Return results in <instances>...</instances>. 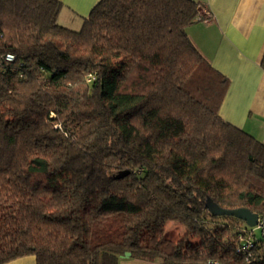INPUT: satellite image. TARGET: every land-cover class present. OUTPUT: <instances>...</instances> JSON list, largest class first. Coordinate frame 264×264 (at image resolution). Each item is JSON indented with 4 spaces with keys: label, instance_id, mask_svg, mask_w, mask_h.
I'll use <instances>...</instances> for the list:
<instances>
[{
    "label": "trees",
    "instance_id": "trees-1",
    "mask_svg": "<svg viewBox=\"0 0 264 264\" xmlns=\"http://www.w3.org/2000/svg\"><path fill=\"white\" fill-rule=\"evenodd\" d=\"M199 4L98 0L73 30L60 0H0V264H264L261 229L204 205L264 220V144L219 115Z\"/></svg>",
    "mask_w": 264,
    "mask_h": 264
},
{
    "label": "crops",
    "instance_id": "crops-1",
    "mask_svg": "<svg viewBox=\"0 0 264 264\" xmlns=\"http://www.w3.org/2000/svg\"><path fill=\"white\" fill-rule=\"evenodd\" d=\"M57 20L82 23L98 0H60ZM211 18L186 28L195 48L228 79L220 117L264 144V0H193ZM4 264H35L33 255ZM119 264H161L123 257Z\"/></svg>",
    "mask_w": 264,
    "mask_h": 264
},
{
    "label": "water",
    "instance_id": "water-1",
    "mask_svg": "<svg viewBox=\"0 0 264 264\" xmlns=\"http://www.w3.org/2000/svg\"><path fill=\"white\" fill-rule=\"evenodd\" d=\"M128 171H121L119 172L116 177H123L126 175ZM205 207L208 209V211L211 214L217 215V216H233L238 218L239 220L243 221L248 227H254L258 224V214L251 212L249 209L240 207V208H234V209H226L221 206H219L217 203H215L211 198L207 197L204 202ZM123 257H128L127 255H124Z\"/></svg>",
    "mask_w": 264,
    "mask_h": 264
},
{
    "label": "built area",
    "instance_id": "built-area-1",
    "mask_svg": "<svg viewBox=\"0 0 264 264\" xmlns=\"http://www.w3.org/2000/svg\"><path fill=\"white\" fill-rule=\"evenodd\" d=\"M199 13H200V20L208 21L211 18L210 12L206 9V7L202 4L198 5ZM15 60V56L12 53L5 54L1 59V61L5 62H13ZM257 228L261 229V234H264V220H258ZM250 236V233H249ZM249 236H240V244L238 246V251L244 254L245 260H250L251 256V248H252V240ZM212 264H219L218 262L214 261Z\"/></svg>",
    "mask_w": 264,
    "mask_h": 264
},
{
    "label": "rangeland",
    "instance_id": "rangeland-1",
    "mask_svg": "<svg viewBox=\"0 0 264 264\" xmlns=\"http://www.w3.org/2000/svg\"><path fill=\"white\" fill-rule=\"evenodd\" d=\"M58 23L64 27L73 29V30H78L80 29V27L82 26V23L80 21L78 22H68L65 21L63 18L58 20ZM250 229H253V233L256 236L260 235V229L257 228V226L254 227H250ZM186 232V229L184 228L183 225H181L180 223L177 222H173V221H168L165 224V236L171 239H178L179 237L183 236Z\"/></svg>",
    "mask_w": 264,
    "mask_h": 264
}]
</instances>
